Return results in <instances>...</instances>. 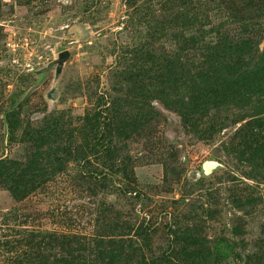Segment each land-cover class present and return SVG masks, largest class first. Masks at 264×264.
Segmentation results:
<instances>
[{
    "label": "rangeland",
    "instance_id": "rangeland-1",
    "mask_svg": "<svg viewBox=\"0 0 264 264\" xmlns=\"http://www.w3.org/2000/svg\"><path fill=\"white\" fill-rule=\"evenodd\" d=\"M190 1L185 23L183 0H0V264L23 259L27 233L92 239L101 219L149 232V263L181 248L171 231L185 226L203 256L190 264H232L263 243L264 142L252 133L264 137V91L194 114L190 88L168 80L176 67L200 87L196 73L237 48L241 75L262 69L264 0ZM65 50L59 78L52 69L25 98ZM50 123L69 131L37 142ZM32 170L45 176L28 182ZM241 194L251 206L238 208Z\"/></svg>",
    "mask_w": 264,
    "mask_h": 264
},
{
    "label": "trees",
    "instance_id": "trees-1",
    "mask_svg": "<svg viewBox=\"0 0 264 264\" xmlns=\"http://www.w3.org/2000/svg\"><path fill=\"white\" fill-rule=\"evenodd\" d=\"M183 2L184 10L181 13V18L185 23H189L197 15L194 14L197 2L190 0H183ZM237 49V54L229 59L227 64L218 61L217 63H210L205 70L196 73L202 84L197 88H193L187 83L191 82V79L188 78L192 75L184 74L183 71L172 67V73L169 74L168 80L170 81V88L176 90L179 83H181L185 86L187 85L192 91V96L185 106L186 110L194 114L202 112L217 99L244 101L250 99L256 103V93L262 94L264 91V66L256 73L254 71H246V74L241 75L239 69L243 63L240 60L242 54L240 53L241 49ZM256 61H258L257 58L253 59L254 65ZM257 87H260L261 90L257 91ZM256 123L259 124L258 127H262L264 119H257ZM98 125L97 118L93 119L91 132L96 138L102 132L100 125ZM62 126L63 130L56 123L48 124L45 133L43 135L39 133L36 141L43 143L49 138L59 140L61 134L65 135L69 131L68 129L67 131L65 130L64 125ZM252 136L258 142H264V137L260 132L252 133ZM28 174L30 179L28 182H33L35 179L45 176L42 170H32ZM11 192L17 195V187L11 188ZM242 195L240 197L235 196L233 201L239 205V209L251 206L253 201L250 197ZM99 222L98 231L92 239H86L79 235H34L33 233H27L24 245L27 252L24 254L23 259L17 260L16 264H145V261L146 264H159L158 259L160 261L165 256L163 254L159 258L149 257L150 263L148 262V257L145 258L143 251L150 246L149 232L142 231L138 227L133 231L134 227L126 222L119 225L114 221L107 223L109 220L106 222L103 219ZM99 222L97 221V223ZM177 232L178 237L182 236L183 245L179 250L171 251L168 254L170 257L165 256L170 260H166L164 264H190L194 258H201V253L193 249L200 244L197 229L185 226L176 232L171 231L173 237L174 233ZM132 233H134V239H132ZM233 233L235 236L239 235L240 228L236 227ZM232 258L237 260L232 264H264V241L259 246L253 245L252 250H246V252L242 250V253H234Z\"/></svg>",
    "mask_w": 264,
    "mask_h": 264
},
{
    "label": "water",
    "instance_id": "water-1",
    "mask_svg": "<svg viewBox=\"0 0 264 264\" xmlns=\"http://www.w3.org/2000/svg\"><path fill=\"white\" fill-rule=\"evenodd\" d=\"M69 57H70V53L67 50H65V51L59 53L57 55L56 59L53 60L52 62H50L46 67L37 71L36 74L38 76H40L41 79L34 87H32L28 91L25 98H27L34 90H36L37 88H39L42 85V83L46 80V78L48 77V75L50 74L52 69H54L53 71H54L55 78L56 79L59 78V76L62 73L63 67H64L65 63L68 61ZM53 95H56V91H52L48 95V97L51 99L54 97ZM216 166H217V163H215L213 161H208L202 165V170L205 174H208L213 169H215Z\"/></svg>",
    "mask_w": 264,
    "mask_h": 264
}]
</instances>
